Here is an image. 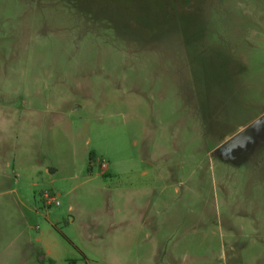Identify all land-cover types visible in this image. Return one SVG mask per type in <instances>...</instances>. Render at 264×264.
<instances>
[{"label":"rangeland","instance_id":"374dc122","mask_svg":"<svg viewBox=\"0 0 264 264\" xmlns=\"http://www.w3.org/2000/svg\"><path fill=\"white\" fill-rule=\"evenodd\" d=\"M0 264H264V0H0Z\"/></svg>","mask_w":264,"mask_h":264},{"label":"built area","instance_id":"2783aa9c","mask_svg":"<svg viewBox=\"0 0 264 264\" xmlns=\"http://www.w3.org/2000/svg\"><path fill=\"white\" fill-rule=\"evenodd\" d=\"M101 167L107 168V167H108L107 162L102 161V162H101ZM45 196L49 199V200L47 201L48 204H51L52 202H54L55 199H54V198H51L49 194L46 193ZM56 203L59 204L58 201H57Z\"/></svg>","mask_w":264,"mask_h":264}]
</instances>
